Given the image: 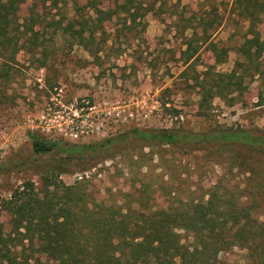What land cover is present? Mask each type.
<instances>
[{"label": "rangeland", "instance_id": "rangeland-1", "mask_svg": "<svg viewBox=\"0 0 264 264\" xmlns=\"http://www.w3.org/2000/svg\"><path fill=\"white\" fill-rule=\"evenodd\" d=\"M234 1L158 0L155 10L138 19L136 29L122 34L113 46L110 39L115 21L107 23L105 36L109 41L96 55L58 33L54 40L46 41L47 45L54 43V61L49 68L40 66L30 53L20 51L19 63L13 64L10 78L0 84V165L18 164L0 174V229L8 228L9 219L2 208L3 200L25 180L39 187L41 175L54 169L61 171L59 178L67 184L83 175L88 191L108 204L130 205L137 211L172 212L175 204L179 209H188L191 202L206 201L211 195L216 207H245L255 222H264V189L258 185L264 183V165L255 163L263 168L258 175L245 172L229 149H238L239 144H154L116 152L108 149L67 155L54 150L35 155L29 137L35 133L59 143L82 145L96 144L135 127L195 132L230 127L254 134L263 132L264 54L250 65V72L255 68L257 72L246 78L242 94L214 96L199 106L197 76L229 72L237 60L246 65L237 47L245 39L248 22L238 14ZM38 11L50 19L57 10ZM60 11L66 19L73 15L71 3L61 6ZM27 13V6H22L19 15ZM201 17L214 26L208 28L207 42L195 38L193 45L198 48L184 63L181 49L185 48V36L181 28L191 25L200 32L197 26ZM52 31V27L45 28V36H51ZM190 32L186 30L185 35ZM209 41L218 49H226L222 61H216L207 46ZM97 45L100 31L89 44L93 50ZM82 97L90 99L104 114L105 132L100 135L66 140L26 126L27 116L68 112L71 103ZM241 147L252 160L259 158L253 147ZM36 258L32 264H54L45 256ZM216 264L261 263L249 249L235 245L220 251Z\"/></svg>", "mask_w": 264, "mask_h": 264}, {"label": "trees", "instance_id": "trees-1", "mask_svg": "<svg viewBox=\"0 0 264 264\" xmlns=\"http://www.w3.org/2000/svg\"><path fill=\"white\" fill-rule=\"evenodd\" d=\"M157 2L0 0V84L10 78L13 64L19 63L17 54L20 51L30 53L40 66L49 68L54 61V43L47 45L46 41L54 40L60 33L74 40L72 44L77 43L91 55H96L109 41L105 36L107 23L115 21L110 39V46H113L122 34L135 30L138 19L154 11ZM234 2L238 14L248 22L245 39L237 47L246 65L237 60L229 72L197 76L200 107L214 96L224 98L234 92L242 94L247 86L246 78L257 72L256 68L250 72V65L264 54V0ZM67 3H71L73 10L69 19L60 11ZM24 5L28 13L22 17L19 10ZM39 8L57 11L48 19L38 11ZM209 26L214 23L201 17L197 26L200 32L191 25L181 28L185 36V48L181 49L184 63L198 48L193 45L196 37L208 41ZM47 27L53 28L49 37L44 32ZM189 29L190 34L185 35ZM99 31L100 45L93 50L89 44L94 42ZM130 37L135 38V35ZM207 46L216 61L224 59L225 48L218 49L212 41ZM29 137L35 155L54 150L67 155L108 149L116 152L129 146L154 144H239L240 148L229 149L245 172L258 175L262 171L259 169L263 168L255 163L264 165V131L254 134L241 128L195 132L185 128L135 127L96 144L82 145L59 143L35 133H30ZM243 145L253 147L259 158L252 160L243 152ZM17 165H0V174ZM60 172L54 169L41 175L39 187L25 180L3 200L2 208L9 219L8 228L0 229V264H32L38 256H45L54 264H216L218 253L235 245L249 249L251 256L264 264V222H255L245 207H216L210 195L206 201L191 202L188 209H179L175 204L172 212L137 211L130 205L108 204L101 196L98 201L88 191L86 177L67 184L59 178ZM258 185L264 189V183ZM128 194L124 193L125 196ZM220 219L222 223H218ZM228 220L233 223L227 225Z\"/></svg>", "mask_w": 264, "mask_h": 264}, {"label": "built area", "instance_id": "built-area-1", "mask_svg": "<svg viewBox=\"0 0 264 264\" xmlns=\"http://www.w3.org/2000/svg\"><path fill=\"white\" fill-rule=\"evenodd\" d=\"M103 115L96 104L82 97L76 98L71 103L68 112L58 110L52 114L39 113L35 117L27 116L25 123L31 131L36 130L48 135H57L61 139L76 140L105 132ZM84 176H88V173L85 172ZM82 177L83 175L78 176V178Z\"/></svg>", "mask_w": 264, "mask_h": 264}]
</instances>
